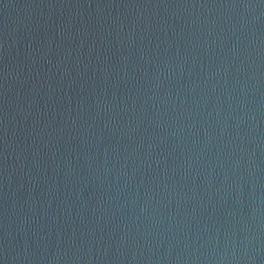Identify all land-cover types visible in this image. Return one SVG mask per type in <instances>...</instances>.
<instances>
[{"label":"water","instance_id":"obj_1","mask_svg":"<svg viewBox=\"0 0 264 264\" xmlns=\"http://www.w3.org/2000/svg\"><path fill=\"white\" fill-rule=\"evenodd\" d=\"M0 264H264V0H0Z\"/></svg>","mask_w":264,"mask_h":264}]
</instances>
